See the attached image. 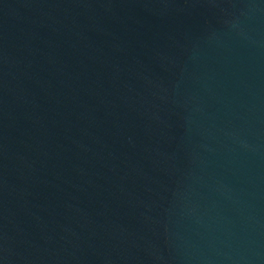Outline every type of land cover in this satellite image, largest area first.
I'll list each match as a JSON object with an SVG mask.
<instances>
[{
    "label": "water",
    "instance_id": "obj_1",
    "mask_svg": "<svg viewBox=\"0 0 264 264\" xmlns=\"http://www.w3.org/2000/svg\"><path fill=\"white\" fill-rule=\"evenodd\" d=\"M0 264H264V0H0Z\"/></svg>",
    "mask_w": 264,
    "mask_h": 264
}]
</instances>
